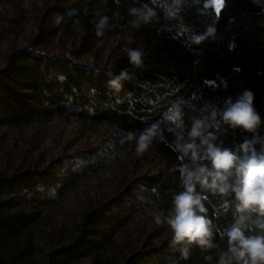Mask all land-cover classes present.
Wrapping results in <instances>:
<instances>
[{"label": "trees", "instance_id": "16d2710c", "mask_svg": "<svg viewBox=\"0 0 264 264\" xmlns=\"http://www.w3.org/2000/svg\"><path fill=\"white\" fill-rule=\"evenodd\" d=\"M206 2H191L182 21L155 8L158 22L131 29L128 9L152 6L151 0H0V153L8 147L17 151L15 159L0 163V264H218L227 251L222 245L227 237L220 233L236 218L235 193L213 192L197 182L196 191L207 196L203 215L212 220L214 246L172 247L165 218L174 210V196L184 191L179 167L191 165V155L179 159L182 153L169 146L177 133L165 124L167 143L155 138L142 156L135 152V140L122 143L128 131L139 135L172 102L195 94L197 111L184 107L182 131L190 142L199 108L211 103L222 109L228 97L235 99L245 89L255 94L262 124L255 133L222 125L216 143L235 152L246 138L264 139V15L252 0H222L218 14ZM97 11L109 17L102 36L93 24ZM181 22L190 30L184 35L178 32ZM208 27H216L215 39L190 41ZM125 47L144 52L142 68L129 63ZM123 69L132 78L121 80L117 92L109 81ZM69 124L75 126L73 139L59 154L43 156L52 127ZM80 136L96 139L73 149ZM200 163L213 170L210 160ZM112 167L117 176L105 196L66 223L44 229L46 209L76 199ZM153 212L163 213L164 223L157 225ZM148 213L134 234L147 230V236L132 244L124 231ZM245 215L246 224L264 219ZM185 246L187 258L180 251Z\"/></svg>", "mask_w": 264, "mask_h": 264}, {"label": "clouds", "instance_id": "9594fccd", "mask_svg": "<svg viewBox=\"0 0 264 264\" xmlns=\"http://www.w3.org/2000/svg\"><path fill=\"white\" fill-rule=\"evenodd\" d=\"M190 2L191 0H151L152 6L145 4L140 8L130 7L128 12L134 19L129 22V26L131 29H139L141 25L158 22L159 17L155 8H159L170 20L182 21L181 13ZM252 3L260 9L258 14L264 15V0H252ZM96 16L98 23L93 20L96 35L102 36L105 27L109 25V17L100 15L99 11L96 12ZM61 20L62 17L58 16L56 23L59 24ZM189 31L182 22L179 24L180 35ZM216 34V27H208L205 34L190 35L189 39L192 43L200 44L209 38L215 39ZM232 47L234 45L230 46V50ZM123 50L127 53L131 65L137 68L144 66V52L141 49L125 47ZM131 78L128 70L123 69L119 76L109 81V84L119 92L122 87L121 80ZM59 79L64 81L66 77L60 76ZM195 98L194 94L191 100L181 99L172 102L162 113L159 121L146 127L139 135L134 131H128L122 143L135 140V152L142 156L149 150L155 138L167 143L161 127L165 124L168 125L169 132L177 133L175 143L169 146L174 151L182 153L179 159L183 161L185 156L191 155V165L182 163L179 167L184 191L174 196V210L165 218L173 232L170 246L175 247L184 242L206 248L214 246L211 239L212 220L203 215L208 211L204 204L207 196L196 191L198 182L203 188L211 189L213 192L218 191L221 194L234 192L237 201L234 212L235 222L220 233L222 238L227 237L228 247L227 251L220 255L218 264H264V219H256L253 224L245 223L250 219L245 213H257L259 217H264V139L259 136H254L252 139L246 138L235 152L222 148V141L219 145L216 143V132L221 130L222 125H227L233 130L243 129L251 133L257 131L262 120L254 107L255 94L252 90L245 89L235 99L228 97L222 109L211 103L199 108L201 118L193 119L191 130L188 132L190 140L188 142L185 141L182 131L184 107L191 106L193 111H197L196 105L192 103ZM117 102L120 101L117 100ZM257 144L260 145L259 149L256 147ZM206 160L211 161L213 170H209L200 163ZM152 191L155 193L156 189ZM229 207L230 205L225 202L222 206L223 212H227ZM162 215L163 213L153 212L157 225L164 223ZM180 251L184 258H187L188 248L181 247Z\"/></svg>", "mask_w": 264, "mask_h": 264}, {"label": "rangeland", "instance_id": "374dc122", "mask_svg": "<svg viewBox=\"0 0 264 264\" xmlns=\"http://www.w3.org/2000/svg\"><path fill=\"white\" fill-rule=\"evenodd\" d=\"M195 0H191V2H194ZM190 2V3H191ZM206 6H212L215 11L216 8L221 9L222 8V0H208V2L205 3ZM75 131V126L72 124H69L67 126L60 125L59 127L54 126L52 127V131L48 134V137L44 141V145L42 146L43 156L47 157L51 154H59L62 150V147L65 146V142L68 139H73V132ZM56 136L57 140H54V137ZM88 139L89 142L94 141L96 139L95 136H91L89 138H83L81 139V136L78 137L72 144L73 149H77L80 144L85 142V140ZM16 150H10V147L6 148L4 152L0 153V163L6 162V158L8 159H15L16 158ZM117 168L112 167L108 171H106V174L100 175V183L97 185H90L87 187V189L81 190L79 196L76 199H71L70 197L66 199L65 203L53 206V208L46 209L44 212L45 220H47V224H45V228L47 227H56L59 226L61 223L64 224L67 222V220L73 216L74 214H78L82 209L88 207L91 203H94V199L97 197H103L107 193V190L111 188V185L113 182H115L114 177L117 176ZM150 213L143 216L136 222L135 224H131L129 228H127L123 235L126 239L131 241L132 244H134L137 240L140 241L141 236L146 237L147 236V230H143V233L134 235L137 229H142L141 224L144 225L146 223L147 218ZM222 245L224 247H228L227 244V238L222 239ZM44 252H47V247L44 246L43 248ZM220 252H223V250L219 249ZM39 261L42 262L43 254L38 255Z\"/></svg>", "mask_w": 264, "mask_h": 264}, {"label": "snow or ice", "instance_id": "6c2138e0", "mask_svg": "<svg viewBox=\"0 0 264 264\" xmlns=\"http://www.w3.org/2000/svg\"><path fill=\"white\" fill-rule=\"evenodd\" d=\"M219 10H220L219 8H216V12H217V14L219 13Z\"/></svg>", "mask_w": 264, "mask_h": 264}]
</instances>
